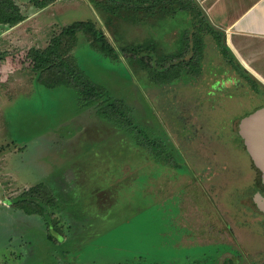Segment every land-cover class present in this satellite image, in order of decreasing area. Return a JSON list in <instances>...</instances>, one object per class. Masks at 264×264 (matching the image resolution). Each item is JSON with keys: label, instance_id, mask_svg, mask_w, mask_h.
I'll return each mask as SVG.
<instances>
[{"label": "rangeland", "instance_id": "obj_1", "mask_svg": "<svg viewBox=\"0 0 264 264\" xmlns=\"http://www.w3.org/2000/svg\"><path fill=\"white\" fill-rule=\"evenodd\" d=\"M13 1L20 6L30 4L28 0ZM140 1L144 7L133 9L128 4L112 11L109 18L108 12L96 8L94 0H56L53 3L59 14L53 18L59 26L51 25L45 13L27 20L28 28L5 27L3 36L12 31L20 37L9 45L12 50L30 48L23 44V36L31 39L32 47L44 49L64 27L92 22L119 57H105L79 33L71 50L79 68L115 99L132 106L135 123L168 145L173 155L175 149L174 157L183 166L154 161L155 155L136 145L127 129L100 119L91 108H80L74 89H47L38 83L37 73L2 64L0 264H203L204 260L215 264L213 259L222 252L214 250L225 242L208 232L207 221L212 213L218 216L217 205L224 222L239 216L235 207L237 211L231 209L227 215L221 206L234 198L233 184L223 191L219 184L240 179L242 174H234L233 164L222 166L228 164V156L222 153L229 149L221 148L220 132L204 148H199V143L192 145L194 132L184 134V107L188 105L194 111L192 117L200 118L198 125L203 124L207 135H212L208 125L230 127L235 132V117L252 105H264V39H251L244 52L260 75L252 73L262 84L257 94L227 64L216 33L202 36L198 74L187 76L177 67L152 75L124 57L122 49L146 47L152 66L162 62L167 67L172 54L179 53L182 59L191 55L179 49L180 40L187 36L190 48L195 38L191 33L201 22L183 9L187 0ZM29 6L32 8H22L23 13L29 8L28 16L39 10ZM221 40L225 42L224 35ZM2 51H11L5 42L0 43ZM206 88L211 90V99L216 91H228L220 96L223 106L213 105L211 113H206L209 104H204L208 102ZM230 93L236 99L227 98ZM229 153L250 164L242 148L232 147ZM208 162L216 166H207ZM39 184L49 191L54 207H44L43 214L11 210L16 206L11 201ZM228 222L235 234L243 233L233 221ZM247 241L258 249L259 240Z\"/></svg>", "mask_w": 264, "mask_h": 264}, {"label": "trees", "instance_id": "obj_2", "mask_svg": "<svg viewBox=\"0 0 264 264\" xmlns=\"http://www.w3.org/2000/svg\"><path fill=\"white\" fill-rule=\"evenodd\" d=\"M56 0H28L35 8L42 9ZM98 10L108 12L111 18L112 11L119 10L121 7H127L128 4L133 9L137 6L144 7L140 0H94ZM161 0H153L158 2ZM188 4L184 6V10L188 11L194 19L201 23L195 25V32L191 35L194 43L189 48L188 37L180 40V50L182 53L191 52V55L182 59L179 53H174L169 58L168 66L164 63L157 62L155 66L151 65V54L146 47L134 46L129 51L122 49V55L130 61H136L143 68L150 70L152 73H167L175 68L184 70V74L191 76L193 72H200L201 57L200 53L203 49L202 36L204 33L218 34L220 46L223 56L228 60L229 64L238 71L237 66L230 61L229 49L222 43L223 33L215 30L207 21L203 12L198 8L193 0H187ZM149 2V1H148ZM145 8L149 9L148 5ZM147 9V11H148ZM146 11V9H145ZM24 15L20 7L13 0H0V25L12 27L24 20ZM108 18V20H109ZM82 33L87 37L90 45L99 53L110 59H117L118 51L107 40L104 33L98 30L90 21H78L64 27L58 35L51 38L49 44L44 49L24 48L23 50H12L2 52L0 54V66L9 67V69L24 67L32 72L37 73V81L47 89H57L60 87H68L74 89L77 95V101L80 108L93 109L97 116L105 121L117 125L121 130L128 131L134 138L136 144L154 154L162 163L174 164L178 163L174 157L175 149L172 150L174 155L168 151L163 141L153 139L151 132L141 128L135 123L133 109L122 99H115L109 91L97 85L88 77L78 66L71 50L77 44L78 34ZM149 50V49H148ZM127 51V52H125ZM145 52L146 55L143 54ZM176 79V78H174ZM171 149V148H170ZM149 153V152H147ZM45 196H44V195ZM46 194L48 196H46ZM56 205L49 191L43 184L36 185L26 190L20 195V199L16 201V206L25 212L44 213V207H54Z\"/></svg>", "mask_w": 264, "mask_h": 264}, {"label": "flooded vegetation", "instance_id": "obj_3", "mask_svg": "<svg viewBox=\"0 0 264 264\" xmlns=\"http://www.w3.org/2000/svg\"><path fill=\"white\" fill-rule=\"evenodd\" d=\"M222 43L224 44V46H226L225 42H222ZM229 58L232 59V61L234 60V57L232 56L230 51H229ZM227 64L230 66L231 69L234 70V68L229 64V62H227ZM233 64L237 66L238 71L236 72H238L241 75V76L238 75L240 79H243L250 86L251 90L257 94V91H260V87H262L260 80L257 77L253 76L251 72L246 73L247 70L242 68L240 64L237 63L236 61ZM232 81H234V79H232ZM235 83L237 84L238 82L236 81ZM226 90L227 89L225 90L221 89L220 91H216L215 92L216 99L215 97L211 99L210 97L211 90L209 88L208 89L206 88L204 92L205 94L204 97L208 98V102L205 101L204 104H207V103L209 104L206 106L207 107L206 113H211L212 110L214 109L213 108L214 106H216L217 104H221V102H224L223 99H220V96L226 95L228 92ZM215 93L213 94L215 95ZM234 95H235L234 93L233 94L230 93L228 94L227 98L236 99ZM193 102L197 103V100L196 101L194 100ZM184 103L186 105L187 101H184ZM251 103L253 104V102ZM237 105H238V102H237ZM221 106H223V103L221 104ZM251 108L252 109H250L249 111H246L247 113L245 112L243 115L235 117L236 119L233 121V122L237 121V124H236L237 127L235 129V132L232 129H230V127H228L229 128L228 130L226 127L225 128L223 127L224 129H219V127L211 128L208 125L207 129L211 130L212 135H207L203 124L198 125L199 124L198 120H200V118L197 116L192 117V113L194 111L191 110V108H188V105L184 107V134L186 131L194 132V139L195 138L196 139L192 145H196V144L198 145L199 143L198 145L199 148H204L205 145L209 144L208 143L210 142L209 139H214V138L216 139V136H218L220 132V137L223 135L221 137L223 140L222 142L220 141L221 148H223V150L226 147L229 149L226 153H222L223 155L226 154L228 156L227 158L228 164L222 165V166L230 167V165L232 166L233 164V166H235L234 169L232 170L234 171V174H237L236 171H238V174H242L240 176L241 177L240 179H234V178L229 179L225 183L226 185H223V186H221L222 185L221 182L219 184L220 185L219 187L222 191L229 184H233L234 186L233 188V191H235L233 193L235 194L234 198H229V201H228L229 203L226 205L221 204V206L222 208L227 209V210H224V212L226 211L228 212V213L226 212L227 215L230 214L231 209L234 212H236L237 210L238 212H240L238 217H232V218L229 217L228 219L229 221H233L232 223L236 224V229H238V231L241 230V232H243L241 234L239 232L236 233L239 236L238 238L240 239V241H238L235 231L231 226V223L228 222V220L226 219H225V222H226L225 223L221 219L220 209L218 205L216 208L218 212V216L212 213V215L209 217L207 221L208 232L212 235L215 233V236H217L218 241L222 240L223 242H225L223 243L222 248H218L214 250L215 252L222 251L219 254V257L217 259H213L215 264H264V214L261 213V211L259 210L256 204L260 200L261 201L264 200V180H263V176H262V172L260 168L255 166L252 157L247 152L245 142L239 133V125L242 122V120L251 116L257 110L264 108V105H258L256 107L255 106L253 107L252 105ZM133 112H135L134 109H133ZM133 117H135V115H133ZM193 118L195 119L197 118V120L193 121ZM221 127L222 126H220V128ZM226 131L230 132L228 136H227ZM232 147L242 148L243 152L246 154V156L244 155L245 156L244 159L248 160V163L250 164H244V163L237 161L236 157H234L233 155L229 153ZM219 154L221 153H218V155ZM150 155L152 156L153 154H150ZM153 160L159 161L161 163L160 165H163V166H167V165L174 166V164L169 165L168 163H162V161L157 159V157L155 156H153ZM175 165L183 166L181 162L175 163ZM207 166H216V164L210 165L208 162ZM243 166H247V169L245 170ZM231 199L233 201H231ZM232 207H235L237 210L233 209ZM212 217H213V220L210 219ZM214 226L216 229H214ZM210 227L212 228L213 232L210 231ZM247 240H254L256 242L259 240L257 243L254 242L256 243L258 249H255L253 245L251 244V242ZM207 261L209 260H204L203 264H205V262Z\"/></svg>", "mask_w": 264, "mask_h": 264}, {"label": "crops", "instance_id": "obj_4", "mask_svg": "<svg viewBox=\"0 0 264 264\" xmlns=\"http://www.w3.org/2000/svg\"><path fill=\"white\" fill-rule=\"evenodd\" d=\"M193 1L198 6V8L203 12L204 16L207 18L208 23L215 30L221 31L223 33V35L225 36L226 46L231 52L232 56L237 61V63H240V66L242 68L249 70L251 73L258 74V71H256L252 67L253 62L245 56L244 52H246L247 47L251 46L249 43L251 39H262V40L264 39V0H193ZM55 4L56 3H51L50 5L39 10L34 8L36 10L35 14L30 16H28L29 8L26 11L27 14L25 12L23 13L22 10L24 5L26 7L27 6L31 7L29 6L30 4L23 5L22 3L23 6L18 5L25 18L22 22L18 23L13 28L14 29H20L22 27L28 28V23H26L27 20H29L33 16L35 17L42 16L45 13L46 15H48L49 19L51 20L49 21L51 25L59 26V24H57L53 18L54 15L59 14V12H57L58 10H55L57 9L54 6ZM212 21L215 22L216 25L211 24ZM25 25H27V27ZM5 27L6 26L0 25V43L5 42L6 44H8V48L12 51L13 47H9V45H14V42H16L20 37H16V35L12 31L9 32L11 34L7 33L8 35L3 36L4 33L3 31ZM23 38L26 40L25 41L24 39H22L24 45L29 46L30 48H34L31 46L32 44L31 39L25 36H23ZM118 57L119 56H117V58ZM255 166L257 165L255 164ZM261 172L264 180V172L262 170ZM17 200L18 199L11 201V205L13 203L15 204ZM256 204L259 210L261 211V213L264 214V209L262 208V206H264V200L262 201L260 200ZM13 207H10L11 210L14 211L16 210L23 213L24 215H27V212L20 209L18 206L14 205Z\"/></svg>", "mask_w": 264, "mask_h": 264}, {"label": "water", "instance_id": "obj_5", "mask_svg": "<svg viewBox=\"0 0 264 264\" xmlns=\"http://www.w3.org/2000/svg\"><path fill=\"white\" fill-rule=\"evenodd\" d=\"M239 133L254 163L264 172V108L243 119Z\"/></svg>", "mask_w": 264, "mask_h": 264}]
</instances>
